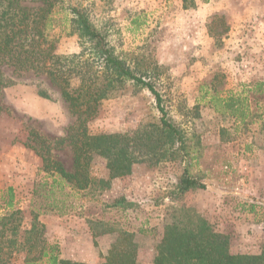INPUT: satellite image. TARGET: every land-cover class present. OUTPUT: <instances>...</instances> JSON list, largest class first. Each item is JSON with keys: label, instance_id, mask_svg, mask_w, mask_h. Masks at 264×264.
Here are the masks:
<instances>
[{"label": "rangeland", "instance_id": "374dc122", "mask_svg": "<svg viewBox=\"0 0 264 264\" xmlns=\"http://www.w3.org/2000/svg\"><path fill=\"white\" fill-rule=\"evenodd\" d=\"M103 10L118 51L144 77L156 81L168 115L187 137L194 158L192 173L205 189L187 193L186 205L218 230L229 227L233 254L261 253L264 101L251 100L250 93L253 84H264V0H193L186 9L182 0H113L107 7L98 3V12ZM56 50L60 55L89 56L76 36L61 37ZM33 81L41 85L0 86V190H13L14 208L23 218L22 232L31 224L33 185L45 175L42 158L24 145L30 143L29 131L48 141L51 156L68 172L73 158L67 130L74 118L67 104L46 78ZM201 84L206 88L201 90ZM40 88L48 98L39 95ZM203 91L208 95L199 101ZM209 97H247L244 119L232 117ZM157 119L153 97L126 86L101 103L88 132L122 134ZM90 173L107 181L105 159L94 156ZM179 174L174 165L135 164L130 174L110 180L107 188L93 185L78 193L64 214L39 215L46 240L58 246L63 260L103 264L118 234L92 238L91 223L101 222L116 231H129L138 263L151 264L168 215L167 195ZM120 199L131 206L118 205ZM24 257L14 254L9 264H25Z\"/></svg>", "mask_w": 264, "mask_h": 264}, {"label": "trees", "instance_id": "16d2710c", "mask_svg": "<svg viewBox=\"0 0 264 264\" xmlns=\"http://www.w3.org/2000/svg\"><path fill=\"white\" fill-rule=\"evenodd\" d=\"M113 0H0V86L39 84L44 77L59 90L74 122L67 130L72 151V171L50 154L49 143L29 131L27 148L42 158L44 177L32 189L31 224L21 231L22 214L14 208L11 188L0 190V264H9L14 254H24L25 264H85L63 260L55 243L46 240L41 214H64L72 208L71 199L93 185L107 188L109 181L130 174L131 167L148 168L174 165L180 174L168 192L162 239L151 264H264V249L259 254H233L230 250L232 231L218 230L208 219L185 203L187 193L205 189L201 179L192 173L191 148L180 126L165 109L163 95L156 81L146 78L118 51L107 15L98 12ZM183 8L193 0H182ZM76 36L87 50L72 55L57 53L61 37ZM33 77L32 79L29 78ZM126 86L147 91L154 99L158 119L141 124L122 134L90 135L88 124L95 120L101 103L116 96ZM201 84L200 89H205ZM39 95L48 98L40 88ZM203 91L199 101L205 100ZM251 100L264 101V84H253ZM222 105L236 119H244L248 98L235 100L209 97ZM1 113V108H0ZM264 134V122L261 125ZM94 156L106 161L107 181L91 176ZM70 200V201H69ZM130 207L124 199L117 202ZM252 208V207H251ZM252 211V209H251ZM94 226L100 228L96 231ZM92 238L117 232L103 264H139L137 246L129 231H116L101 222L91 223Z\"/></svg>", "mask_w": 264, "mask_h": 264}, {"label": "crops", "instance_id": "0c3cea01", "mask_svg": "<svg viewBox=\"0 0 264 264\" xmlns=\"http://www.w3.org/2000/svg\"><path fill=\"white\" fill-rule=\"evenodd\" d=\"M92 259H94V255H91ZM64 260H70V261H75V262H83L85 264H91V261H84V260H80V259H77V260H71V259H68V258H65ZM93 263V262H92Z\"/></svg>", "mask_w": 264, "mask_h": 264}]
</instances>
